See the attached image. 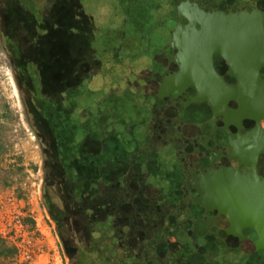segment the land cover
I'll return each mask as SVG.
<instances>
[{
	"label": "flooded vegetation",
	"instance_id": "1",
	"mask_svg": "<svg viewBox=\"0 0 264 264\" xmlns=\"http://www.w3.org/2000/svg\"><path fill=\"white\" fill-rule=\"evenodd\" d=\"M121 8L130 29L108 53L93 56L91 23L85 50L77 41L78 53L57 48V77L26 68L45 185L57 170L60 186L95 193L84 197L94 227L57 224L70 236L69 264L169 259L213 229L238 193L264 184V0H124ZM112 73L119 90L102 96ZM56 154L62 161L47 164ZM116 184L137 205L128 232L109 227Z\"/></svg>",
	"mask_w": 264,
	"mask_h": 264
},
{
	"label": "rangeland",
	"instance_id": "2",
	"mask_svg": "<svg viewBox=\"0 0 264 264\" xmlns=\"http://www.w3.org/2000/svg\"><path fill=\"white\" fill-rule=\"evenodd\" d=\"M63 2L64 0H21V4L27 8L29 19H32L30 13L34 14L33 19H42L41 23H36L35 30L39 35L35 37L41 42L48 38L51 44L47 51L51 53H57V48L60 47L68 48L71 53L77 52L73 43L92 35V31H86L81 25L89 23V19L78 21L75 13L66 12ZM80 2L84 12L91 16V22L94 23L93 56L96 57L98 52L105 50L108 53V43L112 39L118 41V36L126 34L130 29L128 23H122L121 3L124 0ZM1 5L5 7L0 0V8ZM52 20H56V23H51ZM34 24L28 23L27 28ZM71 25L74 26L71 28ZM0 34V234L6 235L8 241L18 244L20 249L18 261L15 258L7 264H69V252L65 250V245L67 241L70 243V236L60 235L57 223L45 202L41 145L28 111V100L32 94L27 91L13 51L9 52L5 45L1 28ZM78 50L81 52L85 48L78 47ZM48 52L44 53V58H48ZM34 68L29 65L28 72L32 75L36 72ZM99 71L102 72V69ZM126 75L123 74L124 79ZM109 79L107 90L101 93L102 96L119 90L116 87L118 75L112 73ZM89 86L93 87V94L101 92L90 83L86 85ZM15 215L21 217V227L13 225ZM14 230V234L8 236L9 231Z\"/></svg>",
	"mask_w": 264,
	"mask_h": 264
},
{
	"label": "trees",
	"instance_id": "3",
	"mask_svg": "<svg viewBox=\"0 0 264 264\" xmlns=\"http://www.w3.org/2000/svg\"><path fill=\"white\" fill-rule=\"evenodd\" d=\"M1 2L5 5V7H2L1 5L0 8V28L3 31L2 37L4 42H6L5 45L9 52L13 51L12 53L14 55L17 67H19L21 71L23 70L22 78L24 82L29 83L28 76L26 75V68H29V65L34 66L36 70H43L42 72L47 71V73L50 74V77H57V53H51L47 51V48L51 44L48 38L41 42L35 37L39 35L35 30L37 29L36 23H41L42 19H33V13H30L33 20L29 19L26 14L27 8L21 4V0H1ZM63 4L65 6L66 12H72L75 13V16H78V21H87L89 19V23H81L82 27L84 26L85 29H87V26L92 23L91 16L84 12L85 10L80 0H64ZM49 14L50 12H48L47 15ZM28 23L30 25L32 23L35 24L30 28H27ZM51 23H56V20H52ZM73 26L74 25H71L69 27L72 28ZM77 42L78 47L85 48V40H79ZM47 52L48 58H44L43 55ZM111 106H116V103L113 105L111 103ZM51 146L48 147L49 152H51L53 148L57 147L51 148ZM63 158L64 155L56 154L52 156L51 161L49 157L47 164L55 167V165L60 163ZM119 161L120 156L115 155L114 162L118 163ZM49 179L52 181L46 185L45 194L47 196L45 195V202L49 213L56 223H65L68 227L71 226L73 228H86L88 226L94 227L97 222L95 219L90 218L89 205L84 201V197L95 195V193L89 194L88 192H85L89 189H82L81 191L80 189H76L77 191H75L71 186H60L59 183H57V170L54 171L53 177ZM66 180L71 183V179H69V177ZM76 198H79V200H76ZM133 200L134 199H131L128 196H124L122 187L118 186L117 184L116 186H110L108 201L110 229L117 231V229L122 228L128 232V230L134 228L135 223L137 222V210L135 209L137 208V205L135 202H133ZM94 209L96 208L94 207L93 210ZM59 214H62L64 220L61 221L58 218ZM115 235L113 234L112 236H119V234L116 236ZM72 238L75 237L73 236ZM82 238L89 239L92 237L79 236L80 241L85 243ZM15 258L17 259L16 246L8 241V239L0 235V264H7L8 262H12ZM92 260L93 259L90 257L86 258L84 260V264H92Z\"/></svg>",
	"mask_w": 264,
	"mask_h": 264
},
{
	"label": "water",
	"instance_id": "4",
	"mask_svg": "<svg viewBox=\"0 0 264 264\" xmlns=\"http://www.w3.org/2000/svg\"><path fill=\"white\" fill-rule=\"evenodd\" d=\"M216 220L213 229L195 232L169 259L151 264H264V184L238 193Z\"/></svg>",
	"mask_w": 264,
	"mask_h": 264
},
{
	"label": "built area",
	"instance_id": "5",
	"mask_svg": "<svg viewBox=\"0 0 264 264\" xmlns=\"http://www.w3.org/2000/svg\"><path fill=\"white\" fill-rule=\"evenodd\" d=\"M14 222H13V225H18V226H22L23 225V223L21 222V217L19 218L17 215H15L14 216V220H13ZM10 233H8V236H11L12 234H14V232H15V230L14 231H9ZM1 236H3V237H5L6 239H7V237H6V235H3V234H0ZM11 242V241H10ZM11 243H13V242H11ZM15 246H16V248H17V257H20V249H19V245L18 244H16V243H13ZM17 261H18V259H17Z\"/></svg>",
	"mask_w": 264,
	"mask_h": 264
}]
</instances>
